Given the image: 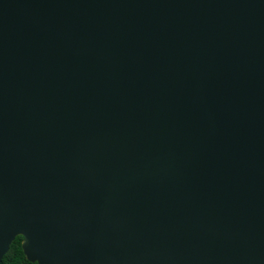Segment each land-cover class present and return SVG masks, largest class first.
Segmentation results:
<instances>
[{"label":"water","instance_id":"95a60500","mask_svg":"<svg viewBox=\"0 0 264 264\" xmlns=\"http://www.w3.org/2000/svg\"><path fill=\"white\" fill-rule=\"evenodd\" d=\"M264 264V0H0V261Z\"/></svg>","mask_w":264,"mask_h":264},{"label":"trees","instance_id":"16d2710c","mask_svg":"<svg viewBox=\"0 0 264 264\" xmlns=\"http://www.w3.org/2000/svg\"><path fill=\"white\" fill-rule=\"evenodd\" d=\"M21 237L16 236L9 245L8 251L1 258L0 264H36L25 260L20 250Z\"/></svg>","mask_w":264,"mask_h":264}]
</instances>
